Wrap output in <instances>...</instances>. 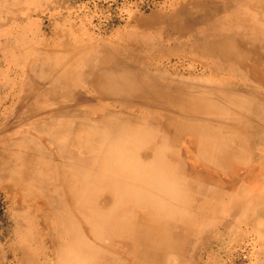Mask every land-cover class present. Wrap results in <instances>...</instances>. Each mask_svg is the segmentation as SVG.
<instances>
[{
  "label": "bare ground",
  "instance_id": "1",
  "mask_svg": "<svg viewBox=\"0 0 264 264\" xmlns=\"http://www.w3.org/2000/svg\"><path fill=\"white\" fill-rule=\"evenodd\" d=\"M249 2L250 1H248V3ZM208 4L209 6L207 7V10H203L202 8L197 7L185 10L184 8L178 7L175 10H172L168 15L163 12L166 16L159 17L158 19L156 18L151 20L149 18L150 20H148L147 18H145L141 20L137 18L138 21L140 20L138 27L141 30H146V32L148 30L147 33L153 34V37L150 40L146 39V41H137L136 38H134L135 40L130 39L129 41H125L124 44H122L124 45V47L122 46L123 48H121V50L112 48L113 46L108 47V45L100 49L97 45L88 40L79 41L82 42L79 43L78 41H76V39L75 42H70V45H65V47H61L56 44L47 45V49L42 50L40 52L41 55L34 60V67L36 69V72H45L48 73V75L52 74L53 78L50 83L52 85V88L50 90L39 89L37 90L39 91V93L33 94V96L43 98V101L44 99H50V101H54L59 99L57 91L59 87H62L63 92L61 93L60 98L65 100L67 105H70V101H75V107H77V109L81 111L82 114L85 108L97 107L101 103L107 101L110 103L113 102L114 105L117 106L115 107L111 104V106L114 108H111L110 110L109 107L106 113L108 115L112 114L113 116L118 117L114 118L113 120L108 119L105 122H100L101 127L106 131L101 130V128V131H99L100 134L97 133V135L99 134V142L101 141L102 143V141H106V143L108 142L113 145H110V155H108V157L106 158L107 160H105V162L102 164H105L106 166V176L108 179H111L112 177L120 175V178L125 182L123 183V185L119 184V188H116L118 192L114 193L116 195L118 194V197L121 196L120 200L122 202L126 201L127 203H135L137 205L144 206L145 208H147V210H151V213L158 218L160 223L158 226H154L152 228L153 230L158 231V233L155 239L151 242H147L148 239L146 240V238L148 237L146 235L145 229H142V232L139 233V238H145L142 240V245L144 247L146 245L149 246L150 251H146V249L136 252L134 261L148 263L151 260H154V256L156 255H154L155 253L151 251L152 248H154L153 250H157V248L161 249V253L164 255L167 253V251H177L179 249L176 244L171 243L168 239L165 238L166 230H168V228L173 224H188L194 221L193 218H191L187 213V207L185 204H187L188 208L190 209V205H192V201H194L193 199H197L196 192L199 196L201 195L202 197L203 191L205 189H207V191L209 190L208 196H212L216 191L215 187L222 188L223 193L221 194L222 197L219 199V202L223 205V207H225L222 216L215 215L216 217L210 220V232L206 234L207 237L205 238H216L211 234H213V229H215L216 226L218 227L219 224L221 229L225 233H230L232 222H237L239 220V214L246 209L248 210L247 213H249V217L247 219L248 222H246V224L253 230L257 231L260 229L256 225V221H258V219L260 218H264V187L261 188V183L264 180V20H261L259 18V14L258 12H256V9L254 7L249 8L246 4H243V2L240 3L234 2V0H223L222 3H219L214 2L213 0H209ZM10 5H13V3ZM28 15L29 14H27V16ZM231 15L236 17L238 21L234 22L229 20L232 19ZM1 20L4 21L3 18ZM9 23H11V21ZM5 25L6 23L4 24V26ZM127 36L130 35L127 34ZM119 40L122 42L124 41L121 38ZM7 42H9V40ZM105 43L107 42H104V44ZM11 46L12 45H10V48ZM71 46L75 48L72 49ZM165 46H176L177 48L186 46L188 48H191V51L180 50L179 53H176L179 55H176L179 57L178 62H201L202 72L200 74L202 75L196 76L193 74L195 71H199V67L196 69L192 63H188L189 67L186 68V71L184 72H182L181 69H178V67L176 68L169 65L170 62H166V60L171 61L175 54H167L164 49ZM65 48L69 49L65 50ZM5 50L4 52H6ZM4 52H2V54ZM23 53L24 52H22V54ZM195 53L197 54L195 55ZM22 60L18 61L21 62ZM32 76H34V74L29 76L27 82L34 84V79ZM36 82L37 81H35V83ZM42 83V86L40 87H45L44 85L47 82H44V85ZM77 86H86L85 88L87 90L83 91L82 89V91H75V88H77ZM34 88L35 86L32 85V87L28 90L33 92ZM28 102L29 101H27V103ZM65 107L66 110L69 109V106ZM129 109L157 114L159 122H156L146 116L140 117V115H132V112H130L131 110L128 112ZM31 117L33 116L31 115ZM84 117L87 118V116L85 115ZM50 122L48 121V123ZM89 122L91 123V121ZM103 123H105V125H103ZM63 124H67L68 127L72 126L71 122H69V119H67L65 123L63 122ZM77 124L78 127H85L86 120H78ZM96 124L97 123L95 122V125ZM40 125H42V123ZM48 126L50 127V125ZM139 126L142 127L141 131L143 133L146 132L144 135L137 136V133L135 135V132L138 130ZM154 127H157L158 133L162 135H159L157 138V140L161 141L162 145L159 144L160 148L156 151L155 158L153 156V160H141L136 153H134L132 150H128L127 147H131L135 151L137 149H145L148 146L147 140L150 139V134L149 132H147V129ZM98 128L100 127L98 126ZM43 129L47 130L48 127H44ZM102 131L106 132V134ZM88 132H90V130H88ZM49 134L52 135V133H48V137H50ZM153 134H155L154 131ZM55 135L57 136L58 134ZM70 136L71 135L68 134V137H66V139ZM53 137L55 138V136ZM59 137H61V135H59ZM26 138L28 137L26 136L22 139L24 140ZM77 139L78 138H76V141ZM85 140L86 139H83V141ZM31 141L34 142L35 140L33 141L32 139ZM76 141H72V143L77 144ZM83 141L81 142L84 145ZM57 143L60 144V142ZM169 144L174 147H180V149L178 150H171V152L173 151V155L176 154V156L173 158L174 160L170 158V161H175L174 163L176 164L179 163L177 167L175 166V164L173 166V173H176L175 175L179 176V181L175 182H171L168 177H166L167 173L165 174L166 158L170 154ZM54 145H56V143H54ZM62 145L63 144H61V146ZM95 145L96 144H94V146ZM1 146H4V143ZM56 148L59 147L56 146ZM95 148L97 147H94V149ZM122 148H125V150H122ZM89 150L91 149L89 148ZM107 152L108 151H106V153ZM150 154L147 152L145 153L144 157L147 159L151 158ZM7 157L9 156L7 155ZM78 157H82V155ZM97 157H100L99 154L97 155ZM115 157H120L121 159L116 160ZM86 159L89 160L88 157ZM130 161L131 163H129ZM71 166L73 168V164ZM10 168L8 169L10 170ZM81 168H84V166L80 167V169ZM100 168L102 167L100 166ZM13 174L16 173L14 172ZM89 174H91V172H89ZM40 176L42 177V175ZM177 176L175 177L178 178ZM185 176H189L191 179H188L189 181L185 180ZM43 177L45 176L43 175ZM183 179L185 180V182L183 181ZM47 180L49 179L47 178ZM185 187H189L194 190L195 194L193 196L188 194L185 195ZM247 188L250 192L247 191ZM60 190L62 192V189ZM110 202H112V196L104 199V203L109 204ZM122 202H120V204ZM120 204L115 208L111 207V213L108 216H103V214L98 215V220H100L101 226H115L117 224L115 222L117 221L116 219H123V221H125L126 219L128 220V218H130L129 215H124L123 217H118L117 215H115L118 209H126V212H128V206H121ZM16 205L17 204H15L14 206ZM105 206L106 205H104V207ZM11 210L9 211L11 212ZM63 210H65V208ZM194 211L196 212V210ZM135 216L136 214L134 215V218ZM56 217L58 216L56 215ZM122 226H120V228H123ZM120 228L118 227V229ZM110 230H112V228H110ZM122 231H124V229ZM188 232L189 230L187 231V233ZM102 235L105 234L102 233ZM227 237L229 236L227 235ZM10 244H12V242ZM99 251L89 245L84 244L82 247V257L80 259H78V257H72L75 259L72 260V264H99L98 262L104 258L103 254L101 253L102 251ZM16 252L17 251H15V253ZM1 255L3 256V254ZM73 255L74 254H71V256Z\"/></svg>",
  "mask_w": 264,
  "mask_h": 264
},
{
  "label": "rangeland",
  "instance_id": "2",
  "mask_svg": "<svg viewBox=\"0 0 264 264\" xmlns=\"http://www.w3.org/2000/svg\"><path fill=\"white\" fill-rule=\"evenodd\" d=\"M208 1L209 0H0V18H3L4 20L2 21L0 19V26L2 27V29L0 27V43H2L3 41L5 42L0 44V264H6V262L7 264H45L46 262L48 264H72V260H75L72 257H78V259L82 257V247L84 244L89 245L98 251H102L99 252L103 254L104 258L98 262L99 264H264V218H260L258 219V221H256V225L260 228L259 230H257L258 232L253 230L246 224L249 217L247 209H242L244 211L239 214V220L237 222L234 221L235 224L234 222H232V229L230 228L231 232L229 231L230 233H225L221 229L219 222L218 227L216 226V228L212 231L213 234H211L216 238H205L207 237L206 234L210 232V220L218 215L222 216L225 209V207H223V205L219 202V199L222 197L221 194L223 193V189L220 187H215L216 191L212 196H208L209 190L207 191V189L203 191L202 197L201 195L199 196L196 192L197 199H193L194 201H192L193 203L192 205H190V209L188 208V205L185 204L187 207V213L191 218H193L194 221L188 224H173L168 228V230H166L165 238L179 247L177 251H167V253L164 255L161 253V249L157 248V250H153L154 248H152L151 251L155 253L154 255H156L154 256V260H151L148 263L134 261L136 252L146 249V251H150L149 246L146 245L144 247L142 245V240L145 238H139V233L142 232V229H145L146 235L148 237L146 238V240L148 239L147 242H151L155 239L158 233V231H155L152 228L154 226H158L160 223L158 218L151 213V210H147V208H145L144 206H140L135 203H127L126 201L122 202L120 200L121 196L118 197V194H115L118 192L116 188H119V186L123 185V183L125 182L120 178V175L112 177L113 179H108L106 176L107 169L105 164H102L105 162V160H107L106 158L108 157V155H110L109 151L111 150V146L113 145L108 142L106 143V141H102V143L101 141L99 142L98 135L100 134L99 131L105 130L101 127L100 122H105L108 119L113 120L114 118L118 117H115L112 114L108 115L106 113L109 107L110 110L111 108H114L112 107L115 106L114 103H110L108 101L101 104L99 103L100 105L97 107L85 108L82 114L81 111H79L77 107H75V101L73 102L72 100L69 102L70 105H67L66 101L60 98V95L63 92L62 87L58 88L57 92L59 99L54 100L55 102L50 101V99H44L43 101V98L33 96V94L39 93V91H37L39 89L50 90L52 88V85L50 83L52 81L53 75H48V73L45 72H36V69L34 67L35 58H38L41 55L40 52L42 50L47 49V45L56 44L58 46L65 47V45H70V42L73 43L77 39L76 41L78 42L88 40L97 45L100 49L108 45V47L113 46L112 48L121 50V48L124 47V45L122 44H124L125 41H129L130 39L135 40L134 38H136L137 41H146V39L150 40L153 37V34L147 33L148 30L146 32V30H141L138 27L140 21H138V19H158L159 17L168 15L172 10H175L178 7L184 8L185 10L191 8L193 9L196 7L207 10V7L209 6ZM213 1L219 3L223 2V0ZM248 1L250 2L248 3ZM263 1L264 0H234V2H243V4H246L249 8L254 7L256 9V12H258V16L261 20H264ZM12 3L13 5H10ZM163 12H165L166 15ZM27 14L29 15L27 16ZM231 17L232 19L229 20L234 22L238 21L236 17L232 15ZM10 21L13 24L9 23ZM5 23L6 25L4 26ZM126 33L130 36H127ZM120 38L124 41H120ZM8 40L9 42H7ZM100 42L103 43L101 44ZM104 42L107 43L104 44ZM10 45H12L11 48ZM71 47L72 49L75 48L73 46ZM66 49L69 48H65V50ZM164 49L167 54H175L171 61L166 60V62H170L169 65L176 68L178 67V69H181V71L184 72L186 71V68L189 67L188 63H192L196 69L199 67V71H195L193 74L196 76L202 75L200 74L202 72L201 62H178L179 55L176 53H179L180 50L189 51L191 48H188L186 46H182L181 48H177L176 46H165ZM4 50L6 52H4ZM2 52L4 53L2 54ZM22 52L24 53L22 54ZM196 54L197 53H195V55ZM22 59L24 60V62ZM18 60L22 61L20 62ZM18 66L19 68L22 66V69L20 68V70ZM30 74H34V76H32L34 79V84L27 82L29 76H31ZM44 77L46 80L44 79ZM35 81L37 82L35 83ZM44 82L47 83L45 84ZM41 83L43 85L45 84V87H40L42 86ZM32 85L35 86L33 92L28 90L32 87ZM85 87L77 86V88H75V91H82V89L83 91H86L87 89ZM27 101L29 102L27 103ZM64 105L69 106V109L66 110V107ZM33 106L35 107V110ZM130 110L131 109H129L128 112ZM130 112H132V115L136 114L138 116L140 115V117L146 116L156 122H159L157 114H154L152 112L134 110H131ZM31 115L33 117H31ZM84 115L87 116V118H85ZM88 118H90L91 120ZM67 119H69V122H71V125L73 127H68L67 124H63V122L65 123ZM78 120H86L85 127H78ZM48 121L52 122L48 123ZM89 121H91V123ZM95 122L97 123V126L95 125ZM41 123L42 125H40ZM48 125H50V127ZM103 125H105V123H103ZM46 126L48 127V129H43L44 127L47 128ZM98 126L100 128H98ZM58 129L63 130V135L62 130ZM87 129L90 130V132H88ZM157 129V127L147 129V132H149L150 134V139L147 140L148 146L145 149H137L136 151L131 147H127V149L132 150L134 153H136L141 160H153V156L155 158L156 151L160 148V145H162L161 141L157 140L158 136L161 135L158 133ZM141 130L142 127L139 126L138 130L135 132V135L137 133V136H140L146 133H143ZM153 131L155 132V134H153ZM48 133H52L55 138L51 134H49L50 137H48ZM97 133L99 134L97 135ZM104 133L106 134V132ZM55 134L58 135L56 136ZM68 134L71 135L69 137L70 139H66V137H68ZM25 135L28 138L23 140L22 138H25ZM59 135H61V137H59ZM75 137L78 138L77 141ZM32 139L33 141H35L32 142ZM83 139L86 140L83 141ZM74 140L77 142V144L72 143V141L75 142ZM91 140L94 142H92ZM81 141L84 142V145ZM57 142H60V144ZM3 143L4 146H1L3 145ZM54 143H56V145H54ZM61 144L63 145L61 146ZM94 144L96 145L94 146ZM56 146L59 148H56ZM94 147L97 148L94 149ZM89 148L91 150H89ZM169 149L170 154L168 152L169 155L166 158L165 174L167 173L166 177H168L171 182H175L179 181V176L175 175L176 173H173V166L175 164V166L177 167L179 163L176 164L174 163L175 161H170V158L173 159L176 156V154L173 155V151L171 152V150H178L180 149V147H174L169 144ZM122 150H125V148H122ZM106 151L108 152L106 153ZM147 152L149 154L151 153V158L147 159L144 157L145 153ZM95 154H99L100 157H97V155ZM7 155L9 157H7ZM81 155L82 157H78ZM86 156L89 160L86 159ZM115 159L120 160L121 158L115 157ZM131 161L129 163H131ZM26 162L29 164H27ZM72 164L73 168L71 166ZM83 166L84 168L80 169V167ZM100 166L102 168H100ZM8 168H10V170ZM14 172L16 174H13ZM89 172H91V174H89ZM40 175H42V177ZM43 175L45 177H43ZM1 176L6 179H3ZM175 176H177L178 178H176ZM47 178L49 180H47ZM184 178L185 180L191 179L189 176H185ZM185 180L183 179L184 182ZM263 183L264 180L261 183V188L264 187ZM60 189H62V192ZM185 189V195L188 194L193 196L195 194V191L191 188L185 187ZM247 191H249L248 188ZM110 196H112V202H110L109 204L104 203V199ZM66 199H69L70 203L69 200ZM120 202L122 203L120 204ZM15 204L17 205L14 206ZM119 204L121 206L127 205L129 208L128 212H126V209H118L119 211L117 210L118 212L116 211L115 215H117L118 217L129 215L130 218H128V220L126 219L125 221H123V219H116L117 221L115 222L117 224L115 226H101L100 220H98V215L103 214V216H108L111 213L110 210L112 208H115ZM104 205H106L107 207H104ZM64 208L65 210H63ZM9 210H11V212ZM194 210H196V212ZM68 212H70L71 214ZM135 214L136 219L134 218ZM56 215L58 217H56ZM144 225L147 227H145ZM120 226H122L123 228H120ZM118 227L120 229H118ZM110 228H112L113 231L110 230ZM126 228L130 230H127ZM123 229L124 231H122ZM188 230L189 232L187 233ZM101 231L105 235H102ZM223 232L225 233V235ZM100 235L104 237H101ZM227 235L229 237H227ZM11 242L12 244H10ZM12 248L17 252L15 253ZM1 254H3V256ZM71 254L74 255L71 256ZM5 258L9 261H7Z\"/></svg>",
  "mask_w": 264,
  "mask_h": 264
}]
</instances>
